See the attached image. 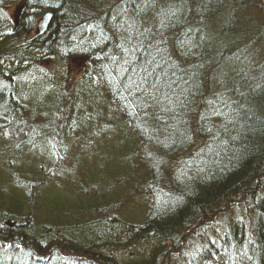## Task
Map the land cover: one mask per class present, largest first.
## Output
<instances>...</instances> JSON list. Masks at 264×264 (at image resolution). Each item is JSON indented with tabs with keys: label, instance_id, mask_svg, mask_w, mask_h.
<instances>
[{
	"label": "trees",
	"instance_id": "trees-1",
	"mask_svg": "<svg viewBox=\"0 0 264 264\" xmlns=\"http://www.w3.org/2000/svg\"><path fill=\"white\" fill-rule=\"evenodd\" d=\"M49 134L62 162L111 143L109 179L84 184L109 193L57 227L8 205L0 264H264V0H0V156Z\"/></svg>",
	"mask_w": 264,
	"mask_h": 264
},
{
	"label": "rangeland",
	"instance_id": "rangeland-1",
	"mask_svg": "<svg viewBox=\"0 0 264 264\" xmlns=\"http://www.w3.org/2000/svg\"><path fill=\"white\" fill-rule=\"evenodd\" d=\"M85 39L86 34L79 33L70 39L69 43L80 42L84 46L87 43L84 41ZM92 39L93 37H91ZM63 52L66 51H59L56 60L51 62L52 66L50 63L45 65L47 70L53 67L55 73H58L57 76L54 74V84L62 82L60 77L58 78L60 74L66 76L67 56ZM67 52L74 54L77 49L72 46ZM56 54L58 53L56 52ZM73 57L75 58V56ZM71 62L79 64L80 60L78 58L71 59ZM75 68H79V65ZM75 71L73 74L77 77L82 74H79L78 70ZM18 83H20L19 91L26 92L28 90L24 81ZM39 96L27 92L26 95H21V99L27 105V111H31L28 115L29 121H36L37 125H43L40 111L44 101ZM50 127L55 130L53 124H50ZM59 143L61 144L60 141ZM57 149V140L49 134L44 145L34 147L33 151L25 153L21 161L13 159L12 164H9L6 157L0 156V216L4 214V210L9 205L15 209L18 216L23 215L26 218L28 217L26 214L32 212L39 224L47 222L57 227L76 222V216L80 222L82 209L89 213L91 203L97 206V204L105 202L104 194L109 193L107 190L97 192L92 188H86L84 184L88 183L89 186L95 180H102L105 177L109 179L108 174L114 167L113 159L116 155L111 143L104 140L94 146L92 143L88 144V140L83 142L80 138L75 143H70L67 149L64 148L63 162L52 157ZM57 162L58 164L62 162V167L57 166ZM29 182H33L32 184L39 182L40 184L36 187V195H32L31 198L26 196L25 189H20L25 186L27 188ZM136 213L137 210L133 212V214ZM93 215L94 218L99 216L96 210ZM126 215L129 217V214ZM124 254L121 252L118 253V256L123 257Z\"/></svg>",
	"mask_w": 264,
	"mask_h": 264
}]
</instances>
